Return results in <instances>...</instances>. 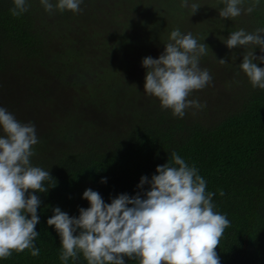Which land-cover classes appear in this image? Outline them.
I'll use <instances>...</instances> for the list:
<instances>
[{
  "label": "trees",
  "instance_id": "trees-1",
  "mask_svg": "<svg viewBox=\"0 0 264 264\" xmlns=\"http://www.w3.org/2000/svg\"><path fill=\"white\" fill-rule=\"evenodd\" d=\"M86 3L81 10H89ZM217 5L203 8L196 36L207 44L199 66L212 79L204 90L196 95L193 90L187 97L203 106L189 107L178 118L128 77L133 66L145 74L141 61L149 52L147 43L143 42L146 48L137 56L138 64L130 65L128 59L111 69L104 38L95 32L105 60L103 73L85 69L89 82L81 84L71 74L80 46L57 30L62 22L72 24L75 13H49L39 0H28L27 11L13 16L12 0H0V106L20 122L35 125L38 143L32 146L31 163L50 174L47 191L36 193L41 199L35 226L39 255H30L28 249L13 251L0 264H61L59 237L46 224L52 207L78 215L79 207L88 206L81 198L86 188L97 191L105 202L119 193L142 194L148 185L137 188L140 177L150 178L157 165L171 161L173 152L198 169L205 190L215 193L216 208L234 219L220 243L225 264H264V86L254 87L239 68L244 54H256L264 63V45L229 49L222 41L241 28H264V0H245L243 8L253 10L231 20L218 16ZM148 22L155 27L149 38L157 33L165 43L170 31L178 28L156 16ZM68 91L73 95L67 110L58 113L55 100ZM44 109L46 122L40 124L38 111ZM68 264L86 261L78 254ZM125 264L138 261L125 258Z\"/></svg>",
  "mask_w": 264,
  "mask_h": 264
},
{
  "label": "clouds",
  "instance_id": "clouds-1",
  "mask_svg": "<svg viewBox=\"0 0 264 264\" xmlns=\"http://www.w3.org/2000/svg\"><path fill=\"white\" fill-rule=\"evenodd\" d=\"M83 0H39L46 12L80 11ZM181 6L193 14L201 4L180 0ZM245 0H218V16L233 19L252 7L243 8ZM13 16L27 11L28 0H12ZM264 28L247 32L241 28L230 32L223 43L229 49L248 45H264ZM158 57L145 56L143 92L158 98L162 109H170L182 118L185 109L200 108L196 99H187L193 90L211 82L206 68L199 66L206 52L191 32L179 28L170 31ZM225 62L223 59H219ZM239 68L254 87L264 86V63L249 54L242 56ZM38 143L35 125L22 123L5 107L0 106V259L13 251L28 249L38 256L35 246L39 232L38 208L41 199L36 193L47 191L45 170L31 163L33 145ZM101 182H106L102 177ZM141 193H119L105 202L91 188L82 192L87 207H79L78 215H69L59 206L52 207L46 219L59 237L61 264L82 255L86 264H125V258L138 264H225L220 243L228 227L234 223L230 213L213 203L212 191L198 169L186 163L175 152L171 161L157 165L151 177L142 175L137 188ZM223 195V192H220Z\"/></svg>",
  "mask_w": 264,
  "mask_h": 264
},
{
  "label": "rangeland",
  "instance_id": "rangeland-1",
  "mask_svg": "<svg viewBox=\"0 0 264 264\" xmlns=\"http://www.w3.org/2000/svg\"><path fill=\"white\" fill-rule=\"evenodd\" d=\"M87 1L89 10H81L82 7L87 6ZM217 1L193 0L201 6L191 14V9L182 7L180 0H83L80 11L73 16L72 24L66 21L57 25V30L68 36V42L74 46H80L74 56L72 77L81 84H87L89 80L85 75V69L103 73L104 55L97 45V39L100 37L104 38L103 50L109 54L107 62L111 69H114L119 62L126 64L128 59H131L130 65L138 64L137 56L142 53V48H146L143 42L147 43L149 51L146 55L158 57L164 49L165 40L157 33L152 39L149 38L154 33L155 27L150 25L148 19L153 16L167 20L177 26L181 32H191L196 38L199 26L204 19L203 8L212 10L213 6L216 7ZM143 19H146V22L144 21L146 24L141 23ZM95 32L102 35L95 38L93 36ZM123 43L126 45L124 48ZM122 48L123 53H121ZM120 58L121 61H119ZM144 76L145 74L141 73L136 66L131 67L128 73V77L142 91ZM207 86L197 90L195 95ZM72 95L73 92L68 91L57 96L55 109L58 113L67 110V100ZM38 113L42 118L40 124H45L47 118L45 109Z\"/></svg>",
  "mask_w": 264,
  "mask_h": 264
}]
</instances>
